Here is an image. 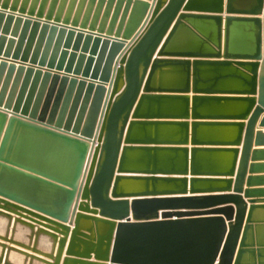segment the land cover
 Returning a JSON list of instances; mask_svg holds the SVG:
<instances>
[{"label":"water","instance_id":"1","mask_svg":"<svg viewBox=\"0 0 264 264\" xmlns=\"http://www.w3.org/2000/svg\"><path fill=\"white\" fill-rule=\"evenodd\" d=\"M47 1L0 2V264H264L263 0Z\"/></svg>","mask_w":264,"mask_h":264},{"label":"crops","instance_id":"2","mask_svg":"<svg viewBox=\"0 0 264 264\" xmlns=\"http://www.w3.org/2000/svg\"><path fill=\"white\" fill-rule=\"evenodd\" d=\"M1 3L7 2L8 4H16L18 7L25 6L28 10L34 8L38 11L39 6L42 3V0H0ZM209 6L216 5L218 0H204ZM53 0H48L45 4L46 12L51 8ZM99 0H96L94 4H91V0H57L55 2V13H60L63 18L66 15H71L72 18L76 17V15L80 16V21H83L85 17L89 14V24L94 19V16L97 13ZM227 0H224V8L226 7ZM235 6L241 9H250L257 4L256 0H236ZM107 1L105 2L102 9H100L99 13V23L96 24V27H99L100 22L103 19V12L106 9ZM113 6V10L114 11ZM263 13L259 14L256 17L262 19V28L264 34V0H263ZM102 11V13H101ZM123 11V9H122ZM226 15L225 13L223 14ZM110 18H107L106 23L109 25ZM107 25V28H108ZM118 26V23H117ZM116 26V27H117ZM73 45V44H72ZM262 52L264 53V47ZM256 106H258L256 104ZM264 118V111L258 117L255 123V132L262 130L264 131V126H262V119ZM247 122V120L245 121ZM240 150L242 149V145L239 146ZM256 152V154H255ZM239 159L238 163L240 160ZM238 167V164H237ZM235 180V176L233 177ZM234 184L232 185V190L230 192H221V194H233L234 192ZM249 192V194H246ZM243 200L247 204V214L252 212V227H254V231L252 236L255 237V240L258 238H264V142L261 145H256L255 138L252 142V146L250 148V152L248 155V164L246 166L245 178L242 184V191L239 194ZM233 205V204H228ZM233 207V206H232ZM257 251V248H256ZM258 252V251H257ZM255 257L258 259V255Z\"/></svg>","mask_w":264,"mask_h":264}]
</instances>
